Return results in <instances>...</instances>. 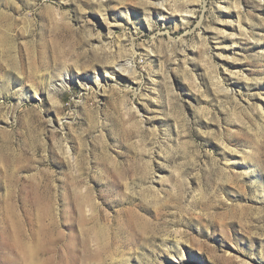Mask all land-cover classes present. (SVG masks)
<instances>
[{"label": "rangeland", "instance_id": "rangeland-1", "mask_svg": "<svg viewBox=\"0 0 264 264\" xmlns=\"http://www.w3.org/2000/svg\"><path fill=\"white\" fill-rule=\"evenodd\" d=\"M0 264H264V0H0Z\"/></svg>", "mask_w": 264, "mask_h": 264}, {"label": "bare ground", "instance_id": "bare-ground-1", "mask_svg": "<svg viewBox=\"0 0 264 264\" xmlns=\"http://www.w3.org/2000/svg\"><path fill=\"white\" fill-rule=\"evenodd\" d=\"M118 68L119 69H121L120 68V66H118ZM131 73H133V71H131ZM65 75H67V74H65ZM65 75H63V76H61V77H59L58 78V81L60 82V84L62 85V86H64L66 83H67V80H66V76ZM66 77V78H65ZM86 199V198H85ZM88 210V209H87Z\"/></svg>", "mask_w": 264, "mask_h": 264}]
</instances>
